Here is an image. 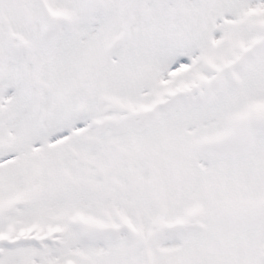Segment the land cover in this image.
Instances as JSON below:
<instances>
[{"label":"snow or ice","instance_id":"snow-or-ice-1","mask_svg":"<svg viewBox=\"0 0 264 264\" xmlns=\"http://www.w3.org/2000/svg\"><path fill=\"white\" fill-rule=\"evenodd\" d=\"M0 264H264V0H0Z\"/></svg>","mask_w":264,"mask_h":264}]
</instances>
